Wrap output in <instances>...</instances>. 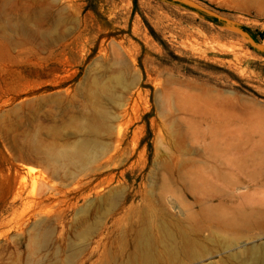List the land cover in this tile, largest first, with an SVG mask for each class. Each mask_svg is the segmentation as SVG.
<instances>
[{
    "label": "rangeland",
    "instance_id": "374dc122",
    "mask_svg": "<svg viewBox=\"0 0 264 264\" xmlns=\"http://www.w3.org/2000/svg\"><path fill=\"white\" fill-rule=\"evenodd\" d=\"M51 1L53 15L41 8L28 24L31 34L8 29L0 37V264H16L17 253L35 258L26 244L48 210L56 242L67 249L76 212L115 189L137 208L149 206L161 219L182 223L185 206L198 210L194 199L183 190L156 195L157 177L168 175L164 164L174 166L169 141L178 132L194 146L185 157L194 165H201L203 152L193 134L221 114L231 116L239 141L264 142V0H73L74 11L59 0H0V23L7 25L18 9ZM119 72L137 95L116 121L128 154L115 167L96 170L110 153L104 150L96 162L63 171L30 147L40 127H62L79 143L75 127L89 115L87 88ZM15 109L5 128L3 116ZM108 176L114 181L106 188ZM242 233L231 249L232 235L219 233L208 247L220 253L201 264H264V251L257 250L264 247V227ZM81 248L71 264L91 255L90 244Z\"/></svg>",
    "mask_w": 264,
    "mask_h": 264
},
{
    "label": "bare ground",
    "instance_id": "6f19581e",
    "mask_svg": "<svg viewBox=\"0 0 264 264\" xmlns=\"http://www.w3.org/2000/svg\"><path fill=\"white\" fill-rule=\"evenodd\" d=\"M59 1H63L71 11L76 10L77 4L73 0ZM53 3H34L29 10L22 8L14 15H8L7 25L0 23V37H6L8 29L31 34L28 24L41 15V8L50 11L52 16ZM55 11L56 15H61V9ZM133 84L125 72L107 79L96 78L85 94L89 111L87 121L82 127H75L83 139L72 143L62 127H40L32 136L30 147L55 162L59 169L70 172L96 162L107 150L110 153L105 165L98 166L96 170H111L128 154L123 143L122 127L116 121L126 117L130 111L133 98L137 95L131 89ZM16 111L3 116L5 128ZM226 117L218 115V120L211 127L206 130L204 127L193 134L192 139L203 152L201 165L186 160L194 148L193 145L191 148L188 146L186 133L182 135L178 132L169 141V146L174 149L171 152L174 166L164 164L168 175L157 177L160 191L156 195L158 199L175 197L174 193L183 190L194 199L199 208L191 210L190 205L185 206L186 218L182 223L161 219L148 205V209L137 208L133 200H126L122 191L115 189L98 203L90 202L76 212L68 226L70 233L66 250L56 242L54 230L50 227L48 217L53 212H41V219L33 225L26 244L30 255L35 258L24 259L16 252V264H71V258L79 256L85 243L90 244L91 255L77 264H201L220 253L217 242L215 251L208 247V242L215 241L219 233L232 235L228 245L231 249L244 238L246 233L242 232L264 227V142L239 141L231 116ZM102 131L107 132L109 143L102 137ZM260 136L263 141L264 133ZM113 181L112 176H108L105 187L109 188ZM239 188L245 190L237 193ZM103 190L96 191V194ZM199 193L202 194L200 199L196 198ZM77 241L83 243L76 244ZM257 250L264 251V247ZM262 254L256 257L257 261Z\"/></svg>",
    "mask_w": 264,
    "mask_h": 264
},
{
    "label": "trees",
    "instance_id": "16d2710c",
    "mask_svg": "<svg viewBox=\"0 0 264 264\" xmlns=\"http://www.w3.org/2000/svg\"><path fill=\"white\" fill-rule=\"evenodd\" d=\"M262 37H264V35L263 34H260Z\"/></svg>",
    "mask_w": 264,
    "mask_h": 264
}]
</instances>
